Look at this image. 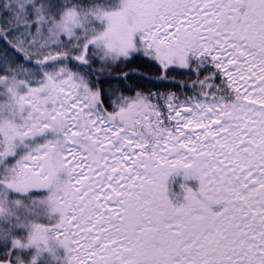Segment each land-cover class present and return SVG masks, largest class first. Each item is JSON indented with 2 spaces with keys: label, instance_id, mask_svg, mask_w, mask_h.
I'll return each instance as SVG.
<instances>
[{
  "label": "snow or ice",
  "instance_id": "1",
  "mask_svg": "<svg viewBox=\"0 0 264 264\" xmlns=\"http://www.w3.org/2000/svg\"><path fill=\"white\" fill-rule=\"evenodd\" d=\"M0 247L264 264V0H0Z\"/></svg>",
  "mask_w": 264,
  "mask_h": 264
},
{
  "label": "trees",
  "instance_id": "2",
  "mask_svg": "<svg viewBox=\"0 0 264 264\" xmlns=\"http://www.w3.org/2000/svg\"><path fill=\"white\" fill-rule=\"evenodd\" d=\"M123 70L128 71L130 72V74H132V78L129 81H127L128 84L140 85L144 89L150 88L153 91L157 90L158 87L160 88V90H164L162 85H159L158 83H153L152 81L145 78L147 76L154 77L156 73L154 69H152L149 65L143 63L142 61H137L131 66L125 67ZM171 90L175 91L176 88H171ZM2 253H3V248L0 247V257H2Z\"/></svg>",
  "mask_w": 264,
  "mask_h": 264
},
{
  "label": "rangeland",
  "instance_id": "3",
  "mask_svg": "<svg viewBox=\"0 0 264 264\" xmlns=\"http://www.w3.org/2000/svg\"><path fill=\"white\" fill-rule=\"evenodd\" d=\"M63 249H57L54 252L42 253L38 264H65L66 253ZM50 255L53 257H50Z\"/></svg>",
  "mask_w": 264,
  "mask_h": 264
},
{
  "label": "flooded vegetation",
  "instance_id": "4",
  "mask_svg": "<svg viewBox=\"0 0 264 264\" xmlns=\"http://www.w3.org/2000/svg\"><path fill=\"white\" fill-rule=\"evenodd\" d=\"M190 183H191L193 186H195L197 182L193 180V181H190Z\"/></svg>",
  "mask_w": 264,
  "mask_h": 264
}]
</instances>
